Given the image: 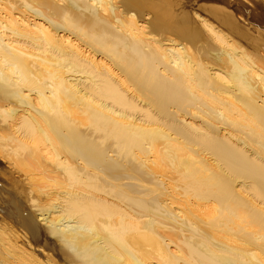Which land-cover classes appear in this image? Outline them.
I'll return each instance as SVG.
<instances>
[{
    "label": "bare ground",
    "instance_id": "bare-ground-1",
    "mask_svg": "<svg viewBox=\"0 0 264 264\" xmlns=\"http://www.w3.org/2000/svg\"><path fill=\"white\" fill-rule=\"evenodd\" d=\"M0 209V264H264V0H0Z\"/></svg>",
    "mask_w": 264,
    "mask_h": 264
},
{
    "label": "rangeland",
    "instance_id": "rangeland-1",
    "mask_svg": "<svg viewBox=\"0 0 264 264\" xmlns=\"http://www.w3.org/2000/svg\"><path fill=\"white\" fill-rule=\"evenodd\" d=\"M1 210V209H0ZM13 217H14V223H16L17 224V219H16V217H15V215H13Z\"/></svg>",
    "mask_w": 264,
    "mask_h": 264
}]
</instances>
